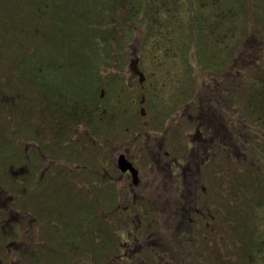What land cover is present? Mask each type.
Returning <instances> with one entry per match:
<instances>
[{"label": "rangeland", "instance_id": "obj_1", "mask_svg": "<svg viewBox=\"0 0 264 264\" xmlns=\"http://www.w3.org/2000/svg\"><path fill=\"white\" fill-rule=\"evenodd\" d=\"M24 6L22 0H0V152L7 149L2 145L8 142L7 137L16 139L19 152L30 147V165L40 162L43 168L36 175L38 181L35 180L33 187L28 186L29 192L23 196L19 193V189L23 191L20 184L13 182L11 172L0 174L3 216L0 218V264H60V252H50L47 239L49 242L51 239L45 235L51 228L47 217L54 216L60 209V197L55 196L60 185L64 186L63 193L60 191L62 203L71 204L75 209L105 208L101 214L104 216L106 212L107 221H94V228L97 226V230H101L104 254L96 253L98 260L88 261L89 264H123L127 261L137 264L131 262L136 254H140L133 246L142 248L140 258H147L149 264H197L185 256L191 251L198 253L204 264L208 261L243 264L246 259L236 251L242 250L243 239L252 234V225L244 216L250 212L251 204L242 198L244 193L239 183L242 174L246 175L243 173L246 161L239 160V166H235L231 154L235 150L240 158L245 156L242 150L246 149L247 134L242 127L247 125L250 133L255 132L256 124L247 103L251 83L243 76L252 78L264 71V24L256 13L251 12L248 22H243L246 29L240 39L247 54L253 52L252 55L235 66L227 63L229 68L222 72L202 68L201 60L192 55L194 50L189 53L193 69L189 70L188 64L180 59H167L161 63L167 42L155 56L148 54V46L132 44L126 69L132 92L117 106L118 116L113 118L112 106L105 104L107 116L103 109L99 110L104 120L93 119V123L89 119L81 120L74 125L72 136H65L58 145L53 137L54 121L44 105L42 93L23 75L22 68L16 67L23 61V52L40 48L43 43L40 30L46 29L48 23L40 15L25 29V21L22 14L19 15ZM34 12L36 8H32ZM40 14L44 15V11ZM48 14L49 18L54 16ZM54 30L57 32L58 28L54 27ZM134 60L144 72L143 82L133 73L131 62ZM104 69L110 71L114 67L105 66ZM141 84L143 91L139 88ZM157 86L162 95H155ZM176 93L179 96L173 105L175 111L170 110L173 106L166 105L165 108L170 114L174 111V116L159 122L157 118L160 117L151 104L157 103L158 98L167 103V98ZM154 98H157L155 103ZM143 107L146 110L144 116L140 115ZM103 121L105 124L109 121L111 125L107 132L102 127ZM91 125L95 131L89 130ZM198 128L211 131L215 141L209 145L205 135V139L202 134L196 135ZM192 142L197 145L192 147ZM122 152L138 159L143 171L140 184L133 191L127 189L129 186L125 190L116 178L119 173L114 169ZM184 157L187 163L179 172L175 161ZM157 161L161 163L157 164ZM34 169L37 168L34 166ZM116 171L115 179L109 183V173ZM233 174L240 188L232 193V188L228 187ZM106 181L108 186L104 187ZM10 183H14L15 193L3 189L10 188ZM195 183L196 189L189 188ZM205 184L214 190L213 198L201 194ZM11 194L15 195L14 199L20 198L14 202ZM249 196L254 197L253 194ZM216 199V203L220 200L218 210L213 207ZM51 200L56 206L49 204ZM23 202H29L32 207L26 208ZM206 203L211 204L205 207ZM94 214L96 218L100 217L98 211ZM127 231L138 232L131 235ZM121 233L126 239L119 244ZM259 234L252 236L256 238ZM43 239L44 243H40ZM220 254H223L222 258H218ZM166 256L170 257L169 261Z\"/></svg>", "mask_w": 264, "mask_h": 264}, {"label": "trees", "instance_id": "obj_2", "mask_svg": "<svg viewBox=\"0 0 264 264\" xmlns=\"http://www.w3.org/2000/svg\"><path fill=\"white\" fill-rule=\"evenodd\" d=\"M22 1L25 6L20 9L19 15L22 14L25 29L32 26L31 21H37L40 15L42 18L44 16L48 23L46 22V29L43 28L45 31L40 30L42 35L40 40L43 42L40 48L34 52H28V50L23 52V61L16 67L17 69L21 67L23 75L36 90L42 93L44 105L54 121L53 137H56L58 145L65 136H72L74 125L82 122L81 120L89 119L90 123H93V119L104 120L105 117L103 114L101 116L99 110L103 109L107 116L104 111L105 104L112 106L113 118L118 116L117 106L131 94L130 91L132 92L130 79L126 75L127 56L132 53V44L140 43L141 46H148V54L155 56L167 42L164 44L161 63L167 59H180L184 64L185 62L188 64L189 70L192 69L189 53L194 50L192 55L198 57L197 60H201L202 68L214 73L222 72L229 68L230 64L227 63L230 62L235 66L248 59L253 53L247 54L243 42H240L246 29L243 27V22H248V17L256 13L258 20L264 24V0ZM32 8H36V12L32 13ZM41 11H44V15L40 14ZM48 13L54 16L49 18ZM237 25H240V28ZM54 27L58 28L57 32ZM105 66H112L114 69L108 71L104 69ZM191 74H194V71L190 72ZM243 77L248 78L251 83L248 87L250 91L247 94V103L256 126L255 132L252 131V133L248 131L247 125L242 127L247 134L244 142L246 149L242 150L244 158H240L241 155L235 150L231 157L235 166H239V160L246 161L243 168V173L246 172V175L242 174L239 183L244 193L242 198L251 204L250 212L248 211L244 216L252 225V234L249 238L243 239L242 250L237 249L236 253L239 252L246 259L243 264H264V71L252 78L247 75ZM103 87L104 95L101 94ZM139 88L143 91L144 87L141 84ZM159 89L157 86L155 95H162ZM112 96L115 98L112 99ZM178 96L179 93H176L167 98V103L160 98L155 103L157 98H154L155 104L151 106L156 110L157 117L159 115L160 118L156 117L159 122L168 121L174 116L173 105ZM166 105L173 106L170 109H174L173 115L170 111L169 113L166 111ZM90 127L89 130L95 131L93 125ZM102 127L107 132L111 125L109 121L106 124L103 121ZM201 133L210 141L209 145L215 141L211 131L203 130ZM6 141L8 142L2 144L7 148L6 151L0 152V174L5 175L11 172L13 182L20 184L19 188L23 190L21 192L19 189L20 196L26 195L29 192L28 186L33 187L34 182L38 181L36 175L42 172L43 164L35 163L34 166L37 169H34L29 162L32 158L30 147L28 146L26 150L21 149L19 152L18 140L7 137ZM63 142L66 141L63 140ZM54 147L57 149L53 145ZM213 157L216 158L217 155L214 154ZM235 179L238 181L233 174L228 187V189L232 188V193L240 188L239 183H235ZM14 183H10V188L3 189L15 193ZM60 187L62 189L57 188L58 193L55 195L60 197V209L54 216L49 215L47 217L49 220H46L51 224L50 232L45 234L51 239V242L47 239V244L52 250L50 252L54 251L55 254L60 252V264L69 262L89 264L91 260L97 261L96 253L104 254V252L100 243L99 231L101 230H97V226L94 228V221L100 223L107 221L106 212L104 216L101 214L105 208L99 210L89 206L72 208L71 204L62 203L60 191L63 193L64 186L60 185ZM204 187L206 195H211L213 198L214 190L211 186L205 184ZM250 194L254 197L250 198ZM11 197L14 202L20 198L14 199V194H11ZM50 203L56 206V202L53 204L51 200ZM22 204L26 208L32 207L29 202ZM49 204L47 202V205ZM207 204L211 203L204 204L205 207H208ZM107 206L108 204H105V207ZM213 207L218 210L220 206L216 203ZM97 211L100 213L99 218H96L94 214ZM1 217L3 216L0 210ZM258 233L260 234L256 238L252 236ZM113 235L114 233L110 231V236ZM117 237L118 235L115 238ZM45 239L40 243H44ZM237 245L240 247V244L237 243ZM56 247L60 248L56 249ZM81 253L84 257L88 256L84 258ZM222 257L223 254L218 255V258ZM35 260L40 263L38 259ZM194 261L204 264L202 257ZM208 264H214V261H208Z\"/></svg>", "mask_w": 264, "mask_h": 264}, {"label": "flooded vegetation", "instance_id": "obj_3", "mask_svg": "<svg viewBox=\"0 0 264 264\" xmlns=\"http://www.w3.org/2000/svg\"><path fill=\"white\" fill-rule=\"evenodd\" d=\"M195 131L197 133L196 135H198V136H199V134H202L200 128L196 129ZM196 135H194L193 137H195ZM191 145H192V147H193V145L195 147L197 145V143L196 142H194V143L192 142ZM122 153H124L125 158L133 165V167L138 169V171H139L138 182L135 183L133 172L130 169H128V170L120 169V167L118 165V161L116 162L115 169H114V170H117L118 173H119V175L116 178L118 179V181L122 182V186H123V188L125 190H126L127 186H129V188H127V189L133 191L140 184V177H141L143 171L141 169V166L139 165L138 159H135L134 157H132V155H128V153H125V152H122ZM145 162L148 163V161H145ZM150 163H153V162L151 161ZM159 163H161V161L160 162L157 161V164H159ZM186 163H187V159L185 157L182 158V159H177L175 161V167H176V169L179 170V172H181V170H183V168L186 165ZM172 168H174V165H173ZM175 170L173 171L174 175H176V171ZM117 171H116V173H114V172L113 173L112 172L109 173V177H108L109 183L112 182L115 179V176L117 175ZM106 184L108 186V181H106L105 185H103V186L106 187ZM196 185H197V183H195V185L192 184V186L191 187L189 186V188L196 189ZM123 188H121V189H123ZM205 193H206V188L203 185V187H201V194L205 195ZM118 196H119L120 200H122V197H121L119 191H118ZM134 201H135V199H134ZM201 201H202V199H201ZM219 201H218V203H219ZM107 204H108V202H107ZM137 232L138 231H127V233H130L131 235H132V233L136 234ZM120 238H121V240H120L119 244H122L123 238L126 239V237L124 235L122 236V233H121V237ZM126 242H128V240H126ZM142 247H143V245H142ZM132 248L136 249V250H139L138 252L141 254L142 248L141 249H140V247L136 248L135 246H133ZM150 249L151 250H156L157 248H150ZM121 254H119L118 256L122 259ZM140 254H136V256L132 259L133 261H131V262H136L137 264H149V262H147V258H140ZM185 256L188 259V261L197 260V259L201 258V257H199L200 255L198 253H194L192 251L188 255H185ZM165 258H166V260L169 261L170 257L166 256ZM187 259H185V260H187ZM159 263L160 262H158V264ZM187 263L188 264H192V262H187ZM123 264H129V261H127L126 263H123Z\"/></svg>", "mask_w": 264, "mask_h": 264}, {"label": "water", "instance_id": "obj_4", "mask_svg": "<svg viewBox=\"0 0 264 264\" xmlns=\"http://www.w3.org/2000/svg\"><path fill=\"white\" fill-rule=\"evenodd\" d=\"M133 70L138 73L141 77V81H144V73L138 68L137 66V60L133 61ZM119 165L123 170H128L130 169L133 172V176L135 179V183L138 182V174L139 171L138 169L134 168L133 165L125 158V155H121L119 158Z\"/></svg>", "mask_w": 264, "mask_h": 264}]
</instances>
